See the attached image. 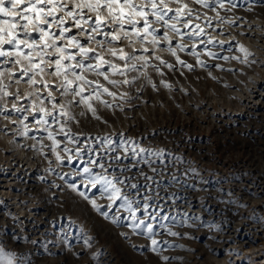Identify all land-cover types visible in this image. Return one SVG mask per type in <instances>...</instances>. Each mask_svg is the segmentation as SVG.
Here are the masks:
<instances>
[{"label": "rangeland", "instance_id": "1", "mask_svg": "<svg viewBox=\"0 0 264 264\" xmlns=\"http://www.w3.org/2000/svg\"><path fill=\"white\" fill-rule=\"evenodd\" d=\"M236 3L234 13L228 15L241 17L244 23L208 30L217 41L227 34L232 38L223 46L207 47L219 57L243 58L238 50L243 45L252 53L248 64L202 54L206 68L195 66L189 71L177 65L173 71L163 68V77L149 68L158 90L141 79L133 88L122 89L129 92L126 102L117 100L111 109L97 105L99 120L91 113L81 117V108H74L80 123L73 122L72 131L82 133L76 138L88 152L72 165L66 161L58 167L50 153L45 159L30 147L35 141L29 137L47 134L35 131L30 117L26 123L34 128L28 137L21 135L19 119L26 113L12 115L16 124L0 117V264H8L9 259L12 264H157L146 235L113 225L67 187L74 180L77 183L79 176L71 173L86 166L87 160L103 156L115 165L110 160L115 155L127 157L120 167L136 165L125 173L135 177L132 183H145L138 170L154 178L147 181V189L141 187L140 196H152V203L165 196L161 218L152 222V238L159 242L161 254L170 258L167 264H264V0ZM253 20L260 22V30L247 26ZM239 32L241 39L236 36ZM196 50L202 52L204 46ZM161 55L174 63L167 53ZM179 55L195 65L187 50ZM215 64L233 71L218 70ZM161 79L172 85L171 90L160 86ZM21 89L27 86L22 84ZM57 173L70 175L61 180ZM88 193L100 205L109 203L96 190ZM187 206L198 210L187 213ZM243 229L247 231L241 234ZM168 230L182 235L170 236Z\"/></svg>", "mask_w": 264, "mask_h": 264}, {"label": "snow or ice", "instance_id": "2", "mask_svg": "<svg viewBox=\"0 0 264 264\" xmlns=\"http://www.w3.org/2000/svg\"><path fill=\"white\" fill-rule=\"evenodd\" d=\"M236 8V0H0V117L16 124L10 117L26 113L19 119L23 127L21 135L28 137L32 131L26 123L30 117L35 131L47 134L29 137L35 141L30 147L45 159L50 153L58 167H63L66 161L72 165L88 152L87 145L80 147L81 141L76 138L82 133L72 131L71 124L80 123L74 108H81V117L91 113L92 118L99 120L97 105L111 109L117 100L126 102L129 92L122 89L133 88L141 79L158 90L149 68L161 77L165 75L163 68L173 71L177 65L189 71L195 66L206 68L207 62L200 59L202 54L248 64L252 53L243 45L238 49L243 58L219 57L207 47L214 43L224 45L225 41L215 40L208 29L215 31L218 24L238 26L241 17L228 15ZM247 10L253 11L251 7ZM201 45L204 50L197 51ZM186 50L195 58V65L181 59L179 53ZM161 53L173 57L174 63ZM213 67L233 71L223 69L220 64ZM208 75L217 79L211 71ZM159 83L172 88L165 79ZM22 84L27 90L21 89ZM105 97L111 98V102ZM123 159L127 157H110L115 165L103 156L89 159L86 166L71 173L81 177L82 183L74 180L67 187L113 225L127 227L133 235H146L151 253L158 256L157 264H167L170 258L161 254L159 242L152 238L155 232L152 222L161 218L162 209L157 205V210H152L153 198L140 196L141 187L147 189V181L154 178L138 170L145 183H132L135 177L125 173L136 165L120 167ZM114 167L120 169L119 173L110 171ZM57 175L64 180L70 174ZM81 187L96 190L99 198L109 203L98 204ZM104 207L108 211H102ZM113 209L115 212L110 215ZM124 220L128 223L124 224ZM168 234L182 235L171 230ZM121 235L128 237V233ZM8 264H12L11 259Z\"/></svg>", "mask_w": 264, "mask_h": 264}, {"label": "bare ground", "instance_id": "3", "mask_svg": "<svg viewBox=\"0 0 264 264\" xmlns=\"http://www.w3.org/2000/svg\"><path fill=\"white\" fill-rule=\"evenodd\" d=\"M244 22H242L241 20H238L237 21V25L238 26H236V25H234L235 27H240L242 24H243ZM261 24H260V22H258V21H250V22H248L247 23V26L250 28V30L251 31H253V30H260V28H261V26H260ZM217 26H219V24L217 25ZM234 26H232V28H234ZM253 26V27H252ZM223 27V26H222ZM208 30H212V29H208ZM222 30V29H221ZM225 30H223V31H221V32H219V34L220 35H222L223 34V32H224ZM212 31H210V33H211ZM215 32H216V30H215ZM214 32V33H215ZM232 33H236L235 31H233ZM232 34H227V35H223L222 37H225V39L224 40H226V41H229V40H231V38H232V36H231ZM236 35V34H235ZM237 37H239V39H241V37H242V32H239L237 35H236ZM218 37H219V35H218ZM222 37H220V38H222ZM258 38V37H257ZM257 38H255L256 40H258ZM223 40V41H224ZM236 42L238 43L239 42V40H236ZM189 43H191V42H189ZM264 43V42H263ZM203 46V45H202ZM255 47H256V45H254ZM12 117V116H11ZM10 117V118H11ZM31 124H34L33 122H31ZM34 127H36V126H34ZM34 127H32V125H31V127L29 126V128L30 129H32V128H34ZM3 135H4V133H2ZM18 147L19 148H21V146H20V143H19V145H18ZM22 149V148H21ZM175 151V150H174ZM173 152V151H172ZM167 155V154H166ZM172 162V161H171ZM129 163V162H128ZM167 164H169V163H167ZM165 165V164H164ZM170 166V165H169ZM201 166V165H200ZM165 167V166H164ZM186 167V166H185ZM170 168V167H169ZM173 168V167H172ZM176 168V167H175ZM29 170V169H28ZM169 170V169H168ZM174 170V169H173ZM198 171V170H197ZM62 172H65V169H63V171ZM189 172V171H188ZM27 173V172H26ZM139 173V172H138ZM169 173V172H168ZM15 174V173H14ZM129 174V173H128ZM183 174H184V172H183ZM190 174V173H189ZM24 175V174H23ZM165 175V174H164ZM175 175V174H174ZM199 175V174H198ZM136 176V175H135ZM139 176V175H138ZM194 176V175H193ZM11 177V176H10ZM200 177V176H199ZM7 178V177H6ZM175 178V177H174ZM187 178V177H186ZM168 179V178H167ZM173 179V178H172ZM191 179V178H190ZM199 180V179H198ZM22 181L20 180V183H21ZM138 182V181H137ZM178 182V181H177ZM176 182V183H177ZM82 183V178L81 177H78V179H77V184H81ZM143 184V183H142ZM149 185V184H148ZM2 186H4V184H2ZM157 186V185H156ZM156 186H154L155 188H156ZM169 186V185H168ZM202 186V185H201ZM149 187V186H148ZM171 187V186H170ZM84 188V187H83ZM178 189V188H177ZM144 190V189H143ZM159 190V189H158ZM83 191H86V193L87 194H89L88 193V190L87 189H85L84 188V190ZM128 191H130L131 192V189H128ZM145 191V190H144ZM149 191V190H148ZM188 191V190H187ZM192 192V191H191ZM206 192V191H205ZM163 193V192H162ZM19 194V193H18ZM147 194H150L149 192H147ZM165 194V193H164ZM173 194V193H172ZM206 194V193H205ZM209 194V193H208ZM224 194V193H223ZM21 195V194H20ZM170 195V194H169ZM182 195H183V193H182ZM214 195V194H213ZM90 196V195H89ZM155 196H157V195H155ZM154 196V197H155ZM152 197V196H151ZM165 196H160V198H163V199H161L160 201H159V199L158 200H155L156 202L155 203H152V210H157V208H154V206L155 207H157V205L159 206V209H161L162 208V206H163V208L165 207V205L163 204L164 203V198ZM197 197V196H196ZM169 198H171V197H169ZM194 198V197H193ZM139 199V198H138ZM172 199V198H171ZM173 199H174V197H173ZM200 199V198H199ZM169 200V199H168ZM171 202H173V201H171ZM190 202V201H189ZM178 203V202H177ZM194 203V202H193ZM168 204V203H167ZM173 204H176L175 202H173ZM179 205V204H178ZM181 205V204H180ZM199 205V204H198ZM178 207V206H177ZM199 208V207H198ZM204 208V207H203ZM167 209V208H166ZM178 209V208H177ZM187 209V210H186ZM185 210L187 211V213L189 212V213H195V210H198V209H195V208H190L189 206H187V208H186ZM182 210V209H181ZM180 211V210H179ZM185 211V212H186ZM163 212V211H162ZM197 212V211H196ZM114 213V212H113ZM184 214V213H183ZM30 215L31 214H28V215H25V219H27V218H30ZM161 215V214H160ZM199 217V216H198ZM5 218V217H4ZM232 226H233V224H232ZM244 228H248V227H244ZM123 230V229H122ZM235 232H234V235L235 236H237L238 237V231H236V230H234ZM247 230L246 229H243V230H241V234H243L244 232H246ZM249 233V232H248ZM142 247V246H141ZM141 247H139L138 249H142ZM145 254V253H144ZM145 256V255H144Z\"/></svg>", "mask_w": 264, "mask_h": 264}]
</instances>
